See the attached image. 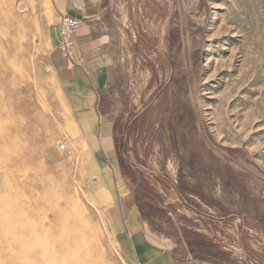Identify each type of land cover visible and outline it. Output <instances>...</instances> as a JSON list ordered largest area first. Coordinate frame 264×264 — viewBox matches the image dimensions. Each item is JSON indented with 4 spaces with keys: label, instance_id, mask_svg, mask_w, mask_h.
<instances>
[{
    "label": "rangeland",
    "instance_id": "1",
    "mask_svg": "<svg viewBox=\"0 0 264 264\" xmlns=\"http://www.w3.org/2000/svg\"><path fill=\"white\" fill-rule=\"evenodd\" d=\"M92 1L116 37L120 150L151 227L210 264H264V0ZM49 14L47 0H13L0 62V264L35 244L39 264H131L105 185L82 183L90 162L52 107Z\"/></svg>",
    "mask_w": 264,
    "mask_h": 264
},
{
    "label": "crops",
    "instance_id": "2",
    "mask_svg": "<svg viewBox=\"0 0 264 264\" xmlns=\"http://www.w3.org/2000/svg\"><path fill=\"white\" fill-rule=\"evenodd\" d=\"M45 28L47 66L57 84L52 107L60 119L72 123L78 135V157L85 155L91 170H78L82 183L104 184L110 196L107 214L121 256L131 264H210L185 243L157 234L138 202L141 184L137 166L126 167L120 150L124 136L123 111L117 94L119 70L116 37L104 8L92 0H47ZM81 15L70 58L57 51L63 14ZM111 185V189L110 186ZM99 206L105 207L103 202Z\"/></svg>",
    "mask_w": 264,
    "mask_h": 264
},
{
    "label": "bare ground",
    "instance_id": "3",
    "mask_svg": "<svg viewBox=\"0 0 264 264\" xmlns=\"http://www.w3.org/2000/svg\"><path fill=\"white\" fill-rule=\"evenodd\" d=\"M5 30L7 31L8 34L7 33L5 34ZM10 31H13V0H0V33H1L0 36L2 37V38L0 37V59L3 56L2 57L3 59H1L0 62L4 63V66L7 69H10L11 65H10V62L7 63V61L4 59V54H6L7 51L13 52V46L11 45V43H13V36L10 35L12 33ZM225 31H226V29H225ZM9 37H11V41H9L10 40ZM0 69L2 70L1 63H0ZM217 69H219V68H217ZM26 141H28V140H26ZM55 210L57 211V209H55ZM52 219H54V218H52ZM53 223H54V221H53ZM54 227H52V228H54ZM52 232H54V231H52ZM26 234H28V233H26ZM44 240H45V238H44ZM24 244L26 246L25 242H24ZM56 245L58 248L60 247L59 245H62L61 239L57 238ZM56 245H53V246L56 247ZM21 252H19V253H21ZM61 252L63 254V251H61ZM26 253L28 254L29 258L27 257L28 259L27 258L25 259L24 255L22 254L19 257L17 256L18 258L16 259V263H19V264L20 263H22V264H39V258H41V256H39V254H38V245L35 244V245L30 246L29 248H27ZM26 253H25V255H26ZM56 256H58L61 264H64L65 258L61 255V253L59 255L57 254ZM46 260L47 261H45L44 264H60V262L58 263V261H55V258L53 259L52 257H47Z\"/></svg>",
    "mask_w": 264,
    "mask_h": 264
},
{
    "label": "built area",
    "instance_id": "4",
    "mask_svg": "<svg viewBox=\"0 0 264 264\" xmlns=\"http://www.w3.org/2000/svg\"><path fill=\"white\" fill-rule=\"evenodd\" d=\"M81 19L71 14H63L59 24V41L57 44L58 53L64 58H70L74 49V35L80 26ZM61 150L70 153L65 144H60Z\"/></svg>",
    "mask_w": 264,
    "mask_h": 264
},
{
    "label": "water",
    "instance_id": "5",
    "mask_svg": "<svg viewBox=\"0 0 264 264\" xmlns=\"http://www.w3.org/2000/svg\"><path fill=\"white\" fill-rule=\"evenodd\" d=\"M69 14H71V15H75L76 17L81 18V15L76 14V13H74L73 11H71Z\"/></svg>",
    "mask_w": 264,
    "mask_h": 264
},
{
    "label": "trees",
    "instance_id": "6",
    "mask_svg": "<svg viewBox=\"0 0 264 264\" xmlns=\"http://www.w3.org/2000/svg\"><path fill=\"white\" fill-rule=\"evenodd\" d=\"M180 196L182 197V194Z\"/></svg>",
    "mask_w": 264,
    "mask_h": 264
}]
</instances>
